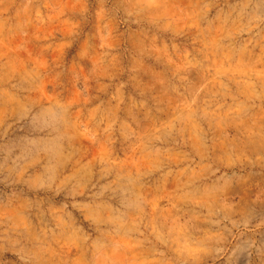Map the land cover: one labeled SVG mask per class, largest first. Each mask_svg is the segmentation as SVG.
Here are the masks:
<instances>
[{"label": "rangeland", "instance_id": "374dc122", "mask_svg": "<svg viewBox=\"0 0 264 264\" xmlns=\"http://www.w3.org/2000/svg\"><path fill=\"white\" fill-rule=\"evenodd\" d=\"M0 264H264V0H0Z\"/></svg>", "mask_w": 264, "mask_h": 264}]
</instances>
